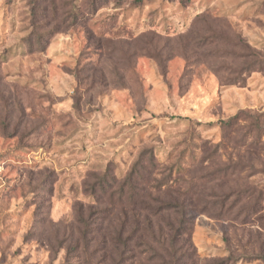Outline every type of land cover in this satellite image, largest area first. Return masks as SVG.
Listing matches in <instances>:
<instances>
[{
	"label": "rangeland",
	"instance_id": "1",
	"mask_svg": "<svg viewBox=\"0 0 264 264\" xmlns=\"http://www.w3.org/2000/svg\"><path fill=\"white\" fill-rule=\"evenodd\" d=\"M239 112L264 121V0H0V264L148 258L133 247L120 259L109 237L101 247L99 210L151 154L158 173L180 158L189 175L252 165L196 201L228 207L253 188L243 208L261 190L251 222L235 208L188 228L197 264H264V137L219 152L206 126ZM206 141L210 161L192 165Z\"/></svg>",
	"mask_w": 264,
	"mask_h": 264
},
{
	"label": "trees",
	"instance_id": "2",
	"mask_svg": "<svg viewBox=\"0 0 264 264\" xmlns=\"http://www.w3.org/2000/svg\"><path fill=\"white\" fill-rule=\"evenodd\" d=\"M260 63L256 61L247 64L245 74L251 73ZM240 79L234 80L233 84H238ZM206 126L217 127L221 131L220 142L216 145L219 152H224L231 142L236 146L246 145L248 141L256 145L264 137V121L261 115L239 112L227 120L209 123ZM212 146L213 144L209 141L203 142L199 146L203 156L192 165L198 166L206 161L209 162V158L204 155H210L213 151ZM183 161V158H180L159 173L156 172L159 163L153 154L147 158L146 162L144 159H139L133 165L116 189V200H111L110 205L99 210L100 231L104 232L101 247L108 245L109 237L111 245L119 251L120 259L124 251L133 252V247H143L141 251L149 254V257L138 262L139 264H197V253L191 243L188 228L193 214H208L220 218L238 208L236 220L239 219L238 221L242 224L251 222V217L256 214L262 197L261 190L257 191L256 202L243 208H239L242 201L246 197L255 195L256 190L253 188L235 190L225 195V197L236 199L235 203L228 207L220 204L219 207L214 208L208 204L200 205V202L196 201L203 195L205 186L213 179L224 178L227 173L242 172L246 168L254 169L252 165L237 161L220 166L212 172L189 175ZM155 173L161 178H153ZM150 182L154 184L149 185ZM214 209L216 212H213ZM114 210H117L118 216L108 219L107 215L113 214ZM112 227H115L112 230L114 234L110 236L109 229ZM225 241H227L226 238ZM257 258L261 259V257ZM239 259L240 256L230 253L226 258L211 261L208 264H231ZM121 263L123 260L119 262Z\"/></svg>",
	"mask_w": 264,
	"mask_h": 264
}]
</instances>
